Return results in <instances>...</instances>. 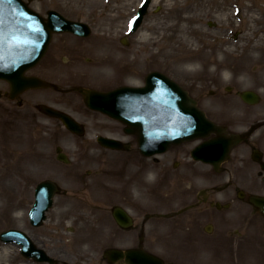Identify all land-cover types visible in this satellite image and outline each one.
<instances>
[{
  "label": "rangeland",
  "instance_id": "obj_1",
  "mask_svg": "<svg viewBox=\"0 0 264 264\" xmlns=\"http://www.w3.org/2000/svg\"><path fill=\"white\" fill-rule=\"evenodd\" d=\"M24 1L42 16L55 10L69 19L89 23L92 34L85 40L86 48L88 43L98 40L103 41L99 46L107 51V44L103 43L116 42L118 62L109 63L112 65L107 70L91 71L93 74L101 72V75L108 73L109 79L97 82L96 78H90L91 69L84 62L81 73L86 77L80 80V85L108 89L123 81L127 83L128 78L139 79L134 82L143 84L150 72L159 71L190 90L208 116L228 126L229 131H245L264 121V0H183L177 5L151 0L134 34H129L130 23L144 0L124 3L114 0ZM68 36L55 35L54 38ZM125 37L127 45L122 43ZM85 56L90 53L86 52ZM63 70L61 73L65 72ZM36 71L39 70H33ZM227 88L233 90L227 92ZM8 89V84L0 81V91L4 94ZM246 90L260 94L261 103L248 106L242 102L237 92ZM46 92L27 93L21 98L25 103L22 108L5 96L0 97V233L19 229L42 238L44 234H51L55 221L61 222L69 210H102L92 200L101 203L105 196L132 207L126 202L124 193L131 197L127 187L115 195V191L108 193L99 179L90 183L83 181L82 176L91 167H100L101 152L95 151V133L88 131L84 137L74 136L58 120L43 116L34 105L42 101ZM32 93H37L38 98H31ZM261 137H264V128L258 131L256 140ZM58 146L69 155V165L57 160ZM94 158L98 163L92 162ZM233 164L232 160L224 164L219 186L226 184ZM128 169L126 164L121 174L124 185H132L125 177ZM247 170L252 180H239L235 188L245 190L247 196L264 194L258 171L253 166ZM47 179L56 181L68 194L57 196L48 220L41 228L33 229L28 215L34 203L35 188ZM179 186L174 185L173 191ZM206 186L205 183L202 187ZM224 194L218 198L226 204L230 199ZM173 195L158 193L154 210L183 209L184 197L179 191ZM199 210L216 209L205 206ZM105 216L109 229L115 232L110 213ZM218 219L212 235L204 232L205 224L184 230L173 221L168 224V220L160 219L166 223L151 226L146 248L164 258L167 264H264V217L259 212L236 198L230 209L218 213ZM60 226L64 237H73L76 243L80 239L95 241L100 234L99 229L81 225L74 236L66 235L64 230L76 226L73 220L62 221ZM123 245L127 246L126 240ZM75 248H71L72 254L78 252ZM21 259L17 246L0 242V264H22ZM66 264L86 263L72 257Z\"/></svg>",
  "mask_w": 264,
  "mask_h": 264
},
{
  "label": "flooded vegetation",
  "instance_id": "obj_2",
  "mask_svg": "<svg viewBox=\"0 0 264 264\" xmlns=\"http://www.w3.org/2000/svg\"><path fill=\"white\" fill-rule=\"evenodd\" d=\"M62 35L69 36L53 37L46 55L37 67L33 69H38L39 71L33 72L32 70L28 72V76L39 77L50 85L45 88L29 90L13 99L11 86L7 83L9 89L4 94L1 92L0 97L5 96L10 102L16 103L22 108L25 103L21 98L24 95L29 92L47 91L45 94L43 93V97L40 96L42 97L41 102H37L35 105L33 103L35 109L39 110L43 116L50 118L42 112L41 107L49 106L54 108L80 122L85 128L86 134L88 131L95 133L94 141L97 143L95 151L99 150L101 152L100 167L99 169L91 167L87 174L82 176L83 181L90 183L99 179L100 182H104L107 192L115 191V195H119L122 192L120 189L127 187L131 197L123 193L127 197L126 202L132 207L126 203L114 202L112 198L105 196L101 199V203L97 200H92V203L99 205L102 210H69V214L63 217L61 222L73 220L76 226L72 227L71 230H64L63 233L74 236L77 229L84 225L87 228L99 229L100 234L95 241L80 239L76 243V240L72 239L73 237H64L59 219L60 223L57 220L55 221L56 227L51 229V234H44L42 238H37L34 234H28L24 231L37 248L44 250L48 256L56 260V264H66L72 257H77L86 264H128L124 257H114L110 254V251L121 250L125 252L131 250L140 252L144 249L151 252L146 248L147 237L152 225L166 223L160 219L168 220V224L173 221L176 227L182 226L184 230H191L195 224H205L203 226L204 232L212 235L216 231V224L219 220L218 213L226 209L224 207L226 204L231 207L232 202L237 198L240 202L250 205L249 197L251 195L264 196L262 193H253L247 196L245 190L235 188V184L239 180L251 179L250 172L247 170L250 166L255 167L258 171V177L264 184V169L262 167L264 163V137L256 140L258 131L245 135V140L232 149L228 162L232 160L234 167L228 174L226 184L222 187L218 185V180L221 172L225 171L224 165L215 167L212 163L199 158L195 152L203 142L214 139L216 135H211L205 140L196 139L173 145L165 152L156 155H145L141 150L139 135L126 132L122 123L108 115L88 108L82 94V89L84 88L97 92H109L123 86L140 87L145 84V81L143 84H138L134 81L139 79L128 78L127 83L123 81L119 86L108 89L91 84L88 86L80 85V80L86 77V74L81 73L84 62L85 65L89 66V70L91 69L89 73L94 70L96 72L97 70H107L113 63L118 62L115 52L117 50L116 42L107 40L106 43H103V45L107 44L106 51L99 46L103 41L97 40L88 43L86 48L85 40L90 37L85 38L70 33L60 34V36ZM86 52H89L90 56H85ZM63 69H65V72L61 73V71H64ZM100 73H91L90 75L93 76H88L87 78H96L97 82L109 79L108 73H103L102 75ZM161 73L184 87L169 74ZM134 76L139 77L135 73ZM93 81L96 80L94 79ZM188 91L191 94V91ZM31 98H38L37 93L33 94ZM195 99L198 106L202 108L199 100ZM58 121L61 122L60 120ZM226 130L230 134L246 133L245 131H229L228 126H226ZM101 136L118 141L120 149H111L100 144L98 138ZM92 162L98 163V159L94 158ZM126 164L129 169L125 177L132 185H124V182H122L123 177L121 174ZM179 183L180 186L177 185ZM205 183L207 186L202 187ZM174 185L179 186V189L175 192L179 191L184 197L186 201L185 207L181 210H154L153 205L157 194L173 197L175 193L173 191ZM87 186L86 188L89 189V186ZM242 192L244 193L243 197H240ZM222 193H226L224 196H228L230 199L226 204L221 203L218 198ZM61 194L67 196L68 191L63 190ZM218 204L222 206L221 210ZM205 206L216 210H199ZM115 209H124L119 211L127 215L129 222H125L122 219L121 223H117L114 217ZM255 211L259 212L258 210ZM105 213H110L116 226L115 232H113V229H109ZM29 226L30 228L38 229L30 223ZM153 231L155 233L158 232L155 229ZM124 240L127 241V246L123 245ZM77 244L79 246H76ZM72 247H76L75 250H78V252L72 254ZM21 256L22 264H39L35 259H30L22 254Z\"/></svg>",
  "mask_w": 264,
  "mask_h": 264
},
{
  "label": "water",
  "instance_id": "obj_3",
  "mask_svg": "<svg viewBox=\"0 0 264 264\" xmlns=\"http://www.w3.org/2000/svg\"><path fill=\"white\" fill-rule=\"evenodd\" d=\"M150 3L151 0H146L140 8L133 21L132 32L141 26ZM47 15L48 18L42 17L23 0H0V80L10 83L13 99L27 90L47 86L43 80L25 74L43 58L54 33L90 34L87 24L70 21L56 11H49ZM82 93L89 108L120 121L126 125L128 133L139 135L144 153L165 152L172 145L207 138L215 133L218 137L205 142L197 151L205 161L218 167L229 158L231 149L244 139L242 135H224V128L209 120L185 90L157 72L147 77L146 85L142 88L123 87L109 93L82 90ZM239 96L250 105L258 104L261 100L253 91L239 92ZM42 111L60 119L72 133L79 136L85 134L82 125L69 115L49 107H42ZM99 142L109 148L120 147L119 142L103 137L99 138ZM58 152H61V148ZM58 159L69 163L63 153L59 154ZM59 192L57 184L50 180L37 186L35 203L30 213L33 225L40 226L43 223L46 212L53 206L54 197ZM250 202L264 214V197L251 196ZM116 210L115 217L119 223L122 219L129 222L127 215L118 211L122 209ZM0 238L3 242H25L23 245L27 244L29 248L26 250L28 256H34L41 262L54 263L43 251L34 252V245L20 231L3 232ZM110 254L124 257L128 264H164L161 259L144 250H116L110 251Z\"/></svg>",
  "mask_w": 264,
  "mask_h": 264
},
{
  "label": "bare ground",
  "instance_id": "obj_4",
  "mask_svg": "<svg viewBox=\"0 0 264 264\" xmlns=\"http://www.w3.org/2000/svg\"><path fill=\"white\" fill-rule=\"evenodd\" d=\"M115 2H119V3H124V2H130L131 0H114ZM207 2H214V1H217V0H206ZM158 3L160 4H174V5H177V4H181V2H183V0H157ZM173 6V5H172ZM191 62H196L198 63L197 61H191Z\"/></svg>",
  "mask_w": 264,
  "mask_h": 264
},
{
  "label": "snow or ice",
  "instance_id": "obj_5",
  "mask_svg": "<svg viewBox=\"0 0 264 264\" xmlns=\"http://www.w3.org/2000/svg\"><path fill=\"white\" fill-rule=\"evenodd\" d=\"M131 26V25H130Z\"/></svg>",
  "mask_w": 264,
  "mask_h": 264
}]
</instances>
